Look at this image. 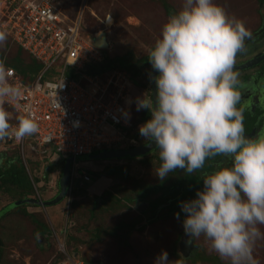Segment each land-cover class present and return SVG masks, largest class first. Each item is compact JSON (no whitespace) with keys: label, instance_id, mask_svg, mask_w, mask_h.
<instances>
[{"label":"clouds","instance_id":"obj_1","mask_svg":"<svg viewBox=\"0 0 264 264\" xmlns=\"http://www.w3.org/2000/svg\"><path fill=\"white\" fill-rule=\"evenodd\" d=\"M249 37L243 21L229 16L214 0H182L147 53L158 73L155 99H140L137 109L151 114L139 126V134L158 149L155 175L160 180L178 169L191 175L209 158H230V166L202 176L203 190L194 199L180 202L187 243L203 237L224 264H255V244L264 240V137L245 135L244 117L237 107L242 81L235 64ZM6 43L7 34L0 31V48ZM13 73L0 58V141L14 137L19 142L37 132L38 125L24 114V85L13 79ZM72 162L81 161L69 164L63 198L75 179L80 185L84 182L71 176ZM79 170L83 169L78 165ZM174 215L180 218L179 213ZM154 264H170L167 252L162 250Z\"/></svg>","mask_w":264,"mask_h":264},{"label":"rangeland","instance_id":"obj_2","mask_svg":"<svg viewBox=\"0 0 264 264\" xmlns=\"http://www.w3.org/2000/svg\"><path fill=\"white\" fill-rule=\"evenodd\" d=\"M64 2L70 5V9H68L71 11L78 5L77 0H64ZM214 2L222 6L229 16H234L243 21L248 31L259 23L260 11L264 10V0H214ZM181 4L182 0H86L82 29L87 32L100 31L104 33L108 48L101 50L103 56L109 57L111 65L117 64L118 66H114L127 74H130L137 64L139 67L137 72L133 74L136 76H132V74V77L129 76L128 94L131 98L125 111V119L131 126L128 128L129 132L125 131L126 136L121 145H137L140 141L145 140L138 130L139 126L142 125L140 113L143 108L137 109L138 101L144 97H149L148 75L150 66H147L149 61L147 53L159 36L161 26L171 13L181 7ZM165 5L168 7L169 13L166 12ZM13 53L14 48L12 45H8V41L5 46L0 48V58L4 57L5 60L10 59L14 55ZM20 57L24 62L28 61L25 54H21ZM81 82L83 85H89L85 81ZM13 115L15 116L16 113L13 112ZM12 122L15 123V119ZM29 148L23 145L20 150L14 142L0 141V170L14 162L21 165L33 183L31 184V195L28 197L44 199L42 197L45 191L51 189L55 192L57 190V185L56 183L53 184L54 179L51 176H42L49 165V154L40 158L44 161H38L37 156H41L37 155L34 150L39 149V147L33 146L34 150H29ZM48 152L51 153L52 151L49 150ZM96 152L94 151V153ZM123 158H129L130 168L127 166V172L129 174L136 173L135 175L141 178L145 175V178L151 179L156 170L154 168L157 164L159 165L158 150L152 153L148 152L141 157L130 158L125 156ZM142 160H150L151 169L145 166L141 167ZM36 161L38 162L35 164ZM102 161H81L78 164L86 173L92 169L101 170L107 164L105 160ZM230 161V159L228 162L224 159L220 162L221 166H230ZM57 167H61L60 162ZM87 168L91 170H87ZM179 173L185 172L183 170L174 172V174ZM77 174L80 175V171ZM58 175L56 174L57 177ZM102 177L97 180L108 178L107 176ZM38 181L41 182L37 184ZM113 182L117 184L120 181L117 178L112 179ZM86 183L90 185L94 181L90 177ZM70 195L71 192L56 204L59 205L62 201L65 204L64 210L61 211V218L58 220L57 215L56 219L52 218L50 214L47 216L45 209L41 206L37 207L26 203L14 207L8 206L9 208L3 207L15 200L17 195L13 194L11 186H0V216L6 214L0 217V264H53L59 253L51 231L53 230L56 237L60 238L59 232L64 225L65 249L72 247L82 260L89 264H154L156 257L162 250L167 252L170 264H224L216 254L209 250L203 237L191 239V247L184 255V249L179 246L182 227L173 214L157 217L160 211L155 210L152 216L142 217L132 228L126 225L122 226L119 233H109L106 230L118 225V221L130 222L128 217L130 215L126 210H121L114 216L112 215L110 220L104 218V214H107L106 209L96 212L95 219H88L84 209L83 213L78 215L80 213L78 210L70 208L69 202L73 198L70 199ZM96 201L98 202V198ZM87 204L86 201L85 206H83L86 208ZM137 205L133 207V210L139 212ZM31 213L36 214L39 220L45 222L50 232V239L42 241L41 237L38 238L42 241L41 246L37 245V233L33 230L34 224L30 216ZM76 223L84 225V228L81 226L77 229ZM262 231H264V227H262ZM70 236H74L75 239L69 238ZM201 255L205 260H199ZM253 257L255 264H264V240L256 242Z\"/></svg>","mask_w":264,"mask_h":264},{"label":"built area","instance_id":"obj_3","mask_svg":"<svg viewBox=\"0 0 264 264\" xmlns=\"http://www.w3.org/2000/svg\"><path fill=\"white\" fill-rule=\"evenodd\" d=\"M77 1L71 11L64 0H0V30L41 65L30 83L13 73V79L24 85V114L38 125L37 132L28 137L61 158L124 146L129 126L124 116L129 76L115 67L102 77L89 72L102 61L103 49L91 41L99 31L82 29L86 0ZM68 68L78 71L81 80L69 77ZM5 107L15 112L10 105ZM26 138L6 141L21 150ZM77 169L72 162L71 176L87 181L89 176L83 170L78 175ZM59 233L60 238L51 231L60 255L53 264H83L78 254L64 247L65 225Z\"/></svg>","mask_w":264,"mask_h":264},{"label":"trees","instance_id":"obj_4","mask_svg":"<svg viewBox=\"0 0 264 264\" xmlns=\"http://www.w3.org/2000/svg\"><path fill=\"white\" fill-rule=\"evenodd\" d=\"M165 8H166V12L169 13L168 7L166 5ZM84 32L92 33V32H87L85 30ZM7 41H8V45H12L14 48V53H13L14 55L10 59H6L7 65L11 66L14 69L15 74H17L21 78V80L25 81L26 83H30L34 78V76L36 75L38 69L40 68L41 66L40 63L36 59L29 56L20 47L11 43L10 38L8 36H7ZM21 54H25L28 57L27 62H24L21 59L20 57ZM104 65H106L107 68L108 67L112 68L114 64L111 65L110 61H107ZM140 66L142 65L140 64ZM147 66H151L149 61L147 62ZM68 76L71 78L73 77L70 74ZM150 118H151L150 112L147 109H143V111H141L140 113V120L142 121V124ZM156 150L158 149L156 148L153 151ZM153 151L149 153H152ZM225 158L226 157H221V156L209 158L206 161L204 168L202 170H198L194 172V174L191 175H188L187 173L174 174V172H172L171 174L169 173L168 176L163 180H160L155 175V172L154 174L152 173L153 177L151 179H148L147 177L145 178V175L144 177L141 178L136 176L135 175L136 173L129 174V172H127L128 169L127 166H129V164H122L119 165V167L106 165L103 166V168L101 169L102 171L99 170L97 172L86 171V174L89 176V179L91 177L93 180L96 179V177H98L99 175L107 176L109 179H111V185L107 189L103 190L99 195H94L93 198L92 196L85 195L84 191L80 187L78 186L72 187L71 194L73 195L72 196L73 198L69 202V206L72 210H78L80 212L78 213V215H81L84 209V213H87L88 219H95L94 215H96V212L101 210L103 211L106 209L107 214H104L105 215L104 218L110 220V217L112 215L114 216V214L118 213L121 210L123 211L126 210L130 215L128 216L130 222L123 223L124 222L123 220L118 221L117 223H119L118 224L119 226L118 225L112 226L111 228H108L106 230L109 233H115V232L119 233L122 230V226H126V225H129L132 228L135 225V223L138 222L142 217L152 216L155 210L160 211L157 217L161 215L167 216L170 214L174 215V213H179L180 218L178 220L182 227V221L185 217V213L181 211L180 202L194 199L196 196V192L198 190H203L202 176L206 173H211L213 171L214 166L222 162ZM56 162L57 164L59 162L61 163L62 158L58 156ZM150 163H151L150 160H146V161L142 160L141 167L145 166L151 169ZM157 167L158 164L154 169H156ZM50 170L51 168L49 167V171ZM49 171L47 170L46 173H48ZM177 171H181V170L178 169ZM117 178L120 182H118L117 184L114 182L112 183V179L115 180ZM31 184L32 183L30 179L23 171L21 165H18L16 162L11 163L5 168L0 170V186H5V185L11 186V190L13 191V194L17 195L15 199L30 196ZM97 198H98V202L96 201ZM86 201L88 203L86 208L88 209L84 207L85 206L84 203H86ZM139 202H144L146 204V208L144 209V211L137 212L136 210H133V207H136L137 203ZM31 214L32 215L30 216L33 219L32 221L34 224L33 230L37 233V237H36L37 245L41 246L42 241L51 238L50 232L45 222H43L41 219L39 220L36 217V214L33 213ZM5 215L6 214L0 217H3ZM76 225L75 226L77 229L78 227L81 226H83L84 228V225L80 223H76ZM180 232H182L180 234L182 236L184 234L183 227ZM95 236L97 237V234ZM39 237H41L43 240L40 241L38 239ZM69 238H72L73 240L75 239L74 236H70ZM68 248L69 249L67 250L70 251L71 253L78 254L76 251L73 250L72 247H68ZM59 258L60 255H58L57 259ZM211 259H213V257H211ZM199 260L203 261L205 260V258L202 256L201 258L199 257ZM213 261L215 260L213 259Z\"/></svg>","mask_w":264,"mask_h":264},{"label":"flooded vegetation","instance_id":"obj_5","mask_svg":"<svg viewBox=\"0 0 264 264\" xmlns=\"http://www.w3.org/2000/svg\"><path fill=\"white\" fill-rule=\"evenodd\" d=\"M260 18L259 23L249 30L250 37L245 42L246 49L237 55L236 64L264 52V10L260 11ZM135 69L128 76L131 74L136 76L133 74L139 67L134 72ZM237 71L240 73L242 81L241 99L237 107L242 111L244 117L245 135L252 139L264 137V58L253 66ZM145 141L146 139L138 144ZM225 159L228 162L230 158ZM220 166L221 163L215 165L213 171Z\"/></svg>","mask_w":264,"mask_h":264},{"label":"water","instance_id":"obj_6","mask_svg":"<svg viewBox=\"0 0 264 264\" xmlns=\"http://www.w3.org/2000/svg\"><path fill=\"white\" fill-rule=\"evenodd\" d=\"M91 41L93 45L101 49L107 48V41L104 37L103 32H99L97 37L92 38ZM263 58H264V52H262L261 54L257 56H253L243 61L240 64H235V70L245 69L250 66H253L257 64L259 61H261ZM155 76H157V72L150 66L149 75H148L149 98L151 97L153 100L155 99V83H154ZM154 149H155L154 143L146 140L144 143L138 144V145H130V146L124 145L121 147L101 148V149H98L96 153L77 155L74 157L68 156L62 160L60 175L57 179V191L50 199L43 200V199H37L34 197H24V198L13 200L9 202L8 204H6L4 207L6 206L14 207V206H17L20 204H26V203L44 207V206L53 205V204L60 202L69 184V164L73 160L75 161H84L88 159L105 160V159H110V158H123L125 156L133 158V157H139V156L145 155L146 153ZM78 182H79V179H75L73 185L76 186ZM144 207H146V204L144 202H140L137 205V210L142 211ZM188 240H189V237H187L184 233L181 236L180 245H179L181 248L184 249L185 251L184 255H186L187 250L191 247V244L187 243ZM83 264H89V263L84 262Z\"/></svg>","mask_w":264,"mask_h":264},{"label":"crops","instance_id":"obj_7","mask_svg":"<svg viewBox=\"0 0 264 264\" xmlns=\"http://www.w3.org/2000/svg\"><path fill=\"white\" fill-rule=\"evenodd\" d=\"M107 61H109V57L108 58H105L104 56H103V58H102V61H100V62H98V64L96 65V67H94V68H92L91 70L90 69H88L89 70V72H92V73H96L97 75H99V77H102V76H104L106 73H108L110 70H111V68L110 67H106V65H104ZM114 65H117V64H114ZM113 65V67H115V68H117V66H114ZM112 67V68H113ZM136 67L138 68V64L136 65ZM136 67H134V69L136 68ZM136 68V69H137ZM135 69V70H136ZM135 70H134V72H135ZM66 74L67 75H72L73 77V79H76V80H81V79H79V73H78V71H76L75 69H73V68H68L67 70H66ZM83 81V80H82ZM130 88H131V86H130ZM129 97V98H128ZM131 98V96H130V94H128V96H127V101L129 102V99ZM128 105V104H127ZM126 110H127V107H126ZM125 110V111H126ZM125 111H124V113H125ZM130 127V124H129V126L128 127H126L125 128V130L126 131H128L129 132V130H128V128ZM139 130V129H138ZM134 135H135V133L133 134V137H134ZM4 143V142H3ZM2 145V144H1ZM23 145H25V147L27 148V147H30L29 148V150H34L33 149V146H36L35 145V143L33 142V140L30 138V137H27L26 138V140H25V142H24V144ZM41 148V150H39ZM39 149H36V150H34L35 151V153L37 154V155H39V156H41V157H38L37 155V158H38V161L40 160V161H44V160H41L40 158H44L45 156H46V154L48 155V157H49V165H48V167H46V170L44 171V173H43V175L42 176H51V178H53L54 180H53V184L54 183H56V181H57V176H56V174H59L58 173V167H57V155H55L54 153H50V152H48L49 150H50V148H46L45 146H42V147H39ZM97 151V150H96ZM94 153V152H93ZM31 154H33V153H31ZM90 154V153H89ZM94 160H96V161H99L98 159H88V160H84V161H94ZM38 161H36L35 162V164L38 162ZM104 161V160H103ZM102 161V162H103ZM105 162H107V164H105L104 166H106V165H109V166H118L119 167V165H122V164H129L130 165V163H129V161H128V159H126V158H110V159H105ZM79 164H77V166H78ZM49 167L51 168V170L49 171ZM81 168V167H80ZM82 169V168H81ZM49 171L48 173H46V171ZM87 170H91V169H89V168H87ZM89 172H97V171H95V170H91V171H89ZM46 173V174H45ZM55 176V177H54ZM59 176V175H58ZM99 177H102V175H99L98 177H96V179H94L93 181H94V183H92V184H87L86 182H88V181H84V182H82L81 183V185H80V183H78L76 186H78V187H80L83 191H84V194L85 195H87V196H92V198H93V196L94 195H99L103 190H105V189H107L110 185H111V179H109V178H107V179H105L104 178V176L102 177V178H104V179H101L100 178V180H97ZM38 178V177H37ZM97 180V181H96ZM39 182H41V181H38L37 182V184H39ZM76 186H74L73 184H72V187H76ZM83 186V187H82ZM70 192H71V190H70ZM56 193V191L54 192V190H51V189H49L48 191H45L44 192V194H43V197L42 198H44L43 200H47V199H50L54 194ZM82 193V192H81ZM42 196V195H41ZM73 195L71 194L70 195V199H71V197H72ZM24 198V197H23ZM19 199V198H18ZM16 200V199H15ZM57 204V203H56ZM56 204H53V205H48V206H44L43 208L45 209V212H46V215L48 216V214H50V215H52V218H54V219H56V215L59 217L58 218V220L61 218L60 216H61V211H63L64 209V207H65V204L63 203V201L59 204V205H56ZM68 204V203H67ZM33 205V204H32ZM56 205V206H55ZM18 206V205H17ZM36 206V205H35ZM38 207V206H37ZM60 224H61V222H60Z\"/></svg>","mask_w":264,"mask_h":264},{"label":"bare ground","instance_id":"obj_8","mask_svg":"<svg viewBox=\"0 0 264 264\" xmlns=\"http://www.w3.org/2000/svg\"><path fill=\"white\" fill-rule=\"evenodd\" d=\"M105 37V36H104ZM105 39H106V37H105Z\"/></svg>","mask_w":264,"mask_h":264}]
</instances>
